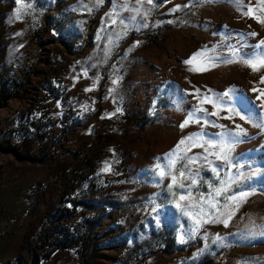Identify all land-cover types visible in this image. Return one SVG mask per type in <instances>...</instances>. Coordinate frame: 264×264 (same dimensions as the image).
Here are the masks:
<instances>
[{
  "label": "rangeland",
  "instance_id": "rangeland-1",
  "mask_svg": "<svg viewBox=\"0 0 264 264\" xmlns=\"http://www.w3.org/2000/svg\"><path fill=\"white\" fill-rule=\"evenodd\" d=\"M244 3L261 15L258 0ZM260 39L264 24L231 0H0V264H264V68L232 57ZM226 92L219 115L180 127L197 107L217 111L197 96ZM236 125L229 162L187 151L212 162L189 165L197 199L238 178L217 198L234 213L227 227L189 238L193 221L173 202L185 190L174 197L155 165L185 137L218 141Z\"/></svg>",
  "mask_w": 264,
  "mask_h": 264
},
{
  "label": "snow or ice",
  "instance_id": "snow-or-ice-1",
  "mask_svg": "<svg viewBox=\"0 0 264 264\" xmlns=\"http://www.w3.org/2000/svg\"><path fill=\"white\" fill-rule=\"evenodd\" d=\"M100 3H103V0H99ZM141 3L144 2V0H140ZM231 2L236 6L237 10L241 13L242 16L245 17H251L257 20L258 23L264 24V0H258V4L260 5L259 11L261 15H256L252 6L250 4H245L244 0H231ZM148 4H153L154 0H147ZM121 7H126L125 5H121ZM180 6H176L175 8L171 9V11L175 12L179 9ZM246 9V10H245ZM19 9L17 10V18H19ZM137 13H139V9H136ZM146 14V13H145ZM132 20H135L136 17H131ZM123 23V20L120 21ZM112 23H116L115 20L112 21ZM145 27L147 25H144ZM258 33L256 32H249L247 33V36L256 37ZM241 38H243V34H241ZM241 47H252L255 50L253 53H244L243 55L240 54L239 49H232V57L237 60L238 62L243 63L244 65L250 67L253 72L259 71L260 68H264V39H260L256 44L254 45H241ZM196 56L201 55V53H196ZM195 56L193 57V59ZM226 62L231 63L233 60H227ZM186 64H190L191 60L185 61ZM190 71L192 69H189ZM207 70V69H205ZM115 83V81H114ZM261 83H264V76L261 77ZM253 91H258L257 89H253ZM199 90H197V93ZM224 97H229V100L231 97L229 96V93H224L222 96H219L217 100H212L211 97H200L197 96V99H199V102L201 105L205 103H211L214 108L217 109L216 112L208 113L207 109L197 107L193 112L189 113L188 118L180 125L181 128H184L188 126L190 122L200 123L199 119H196L193 121V117L195 116L196 112H205L208 115H219L220 110V103L219 101H222ZM261 97H264V91H260V95L257 97V99H260ZM261 107H264V104L261 105ZM119 111V109H118ZM229 111H234L232 109H229ZM235 115L240 116L239 112H235ZM227 119H231L232 117H226ZM240 119H245L244 116H240ZM204 123H209L208 120H204ZM213 126H218L221 128H224V125H215L214 122ZM259 127H264V124L257 125ZM245 133V130L240 127V125H236V132H230L226 131L221 134H219V139L217 140H203V137L201 134H192L188 137H185L184 139L180 140L178 145L176 146V149L172 152L167 154L163 158H158V160L163 159L165 163H157L155 165L156 169V176L159 177L158 183H162L164 179L168 178L170 179V183L167 185V189L172 192V195L175 197L176 193L173 192V188H179L181 190H185L182 192L178 200H174L175 206L177 209H179L185 216H188L193 221V227L189 230V238H192L193 235L199 231V229L203 226L205 223H223L225 227L228 225V221L231 219L232 215L234 214L233 211H228L229 204L225 203L223 205L220 204V201L217 199L224 193H227L230 188L231 184L237 182L238 178H233L231 176L228 177L227 180H220L219 186L213 188L211 184L208 185L209 191L207 193V196H205L204 193H198V199L196 196L193 195L191 189L193 186L197 184V176L198 171L196 174H193V170L189 167L191 164L197 163L199 160L207 161L208 164L211 166L212 162L208 161V157H197L187 156V151H190L192 147H202L204 148L205 152H208L209 155H213L216 157L217 160H222L224 162L230 161V153L233 150V147L236 143L243 142L240 140V136ZM191 142V143H188ZM181 146H186L185 148H182ZM219 148L218 152H212L209 151L213 148ZM183 151L184 155H179V153ZM177 161H185V163L182 165L181 169L179 170V179L175 174H173V170L175 169V164ZM108 167L106 166L104 171H108ZM211 171L219 178V172L216 167H212ZM191 180L190 184H186V180ZM249 195L248 192H240L239 195H231L226 196L225 199L229 202H237V204L245 199ZM181 201H187V203H181ZM223 207L225 209V212H221L220 208ZM153 211H156V209H153ZM219 213V215H217ZM227 213L226 219H221L222 216ZM216 240H223L222 237L216 236ZM180 241L184 242V236H180Z\"/></svg>",
  "mask_w": 264,
  "mask_h": 264
}]
</instances>
